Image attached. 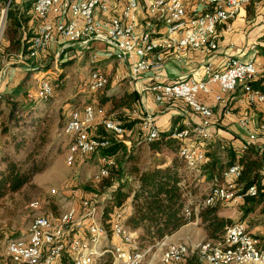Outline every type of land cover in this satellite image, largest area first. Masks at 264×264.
I'll return each mask as SVG.
<instances>
[{
	"label": "built area",
	"instance_id": "2783aa9c",
	"mask_svg": "<svg viewBox=\"0 0 264 264\" xmlns=\"http://www.w3.org/2000/svg\"><path fill=\"white\" fill-rule=\"evenodd\" d=\"M34 0L32 5V36L24 53V59H34L45 54L52 43L63 49H93L94 42H101L106 57H113L129 68L128 81L134 83L147 71L163 66L167 58L181 60L190 51L211 55L218 48L219 28L230 29L231 22L249 3L259 0ZM201 9V10H200ZM7 8L0 10V51L7 23ZM96 51V50H95ZM96 51L91 59L99 60ZM203 75L191 76L171 83H154L144 86L151 90L157 102L182 100L200 117L193 124L185 121L174 126L169 137L180 142L178 156L185 162L187 171L201 177L206 175L209 162L205 140L211 137L213 108L202 96L214 94V102H222L227 94L236 90L242 82L244 99L250 105L264 103V65L255 58L229 57L223 69H215L211 62L202 64ZM26 70L30 69L27 65ZM4 72L0 74V89ZM35 86L28 90L31 100H47L54 94L51 76L41 69L33 71ZM260 79L258 85L251 83ZM109 77L94 69L87 87L91 92L102 90ZM218 92H215V86ZM1 98V93H0ZM140 119V130L147 142L160 137L161 131L152 114L134 109L131 113ZM240 123L245 126L247 119ZM103 128L108 135L98 132ZM70 143L66 162L73 164L78 158L101 153L111 148L113 140L124 142L131 135L115 113L104 106L87 103L82 108L72 107L63 128ZM264 134V124L258 125ZM1 133V127H0ZM249 136V141L255 139ZM250 143H245V149ZM262 172H264V149ZM102 154V153H101ZM100 166L93 180L100 182L109 178L117 167L116 158L102 154ZM241 165H230L221 176L214 175L208 193L193 206L183 190L186 214L199 211L206 206L237 205L247 197L259 193L257 184L248 187L238 181ZM59 194L51 188L50 197ZM107 192L102 200L85 196L80 205H71L60 213L47 207L50 201L35 198L28 207L35 212L28 230L23 236L11 238L7 243L8 264H98L105 258L111 264H145L153 246L162 248L159 264H182L195 255L200 264H264V242L253 234L244 220L229 224L224 234L217 239L191 242L171 239L170 235L155 243L142 247L138 243V230L127 227V210L116 211L107 222L102 219ZM45 208V209H44ZM147 264H153L148 262Z\"/></svg>",
	"mask_w": 264,
	"mask_h": 264
},
{
	"label": "rangeland",
	"instance_id": "374dc122",
	"mask_svg": "<svg viewBox=\"0 0 264 264\" xmlns=\"http://www.w3.org/2000/svg\"><path fill=\"white\" fill-rule=\"evenodd\" d=\"M33 1L34 0H0V10L7 8L8 5V23L6 25L0 51V74L4 72L3 83L0 89L2 96L0 99V124L1 130L3 131L4 127H7L8 132L4 134L1 131L0 157L2 154L10 152L9 154L12 157L22 159L26 157L28 152L36 150L38 153H47L46 157L48 163L44 171L39 172L34 176L31 184L26 185L19 192L8 195L0 200V264H5L4 259L7 256L6 250L9 239L23 236L28 230L35 212L27 207V205L33 199L43 198L46 201H50L49 205L45 208L49 207L58 214L65 208L71 206L76 198H79L80 200L82 197L90 196L91 198L102 200L104 198L103 196L109 191V184H111V182H127L126 188L129 187L132 190L138 186V181L135 175L130 172V166H132L133 163L126 160L127 152L130 150L128 147L130 145H125V142H122V147L124 148L115 155L117 167L112 168L109 178L103 179L100 182L94 181L93 175L100 166L99 159L102 152L78 158L73 164L66 162L65 156L70 143V138L65 135L63 131L68 119V117L66 118L65 116L68 115L71 108L77 104L78 99L82 95H85L87 90L90 91L87 87V82L85 84L84 81L89 78L90 73L92 72L91 68L95 67L97 70L105 71L106 69H109V67L117 64V61L113 57H110L102 64H98L97 62L92 64L91 59L93 54L96 51L100 52V50L96 49L95 51L94 49L87 50L84 48L76 51L75 54H73L75 56H71L72 59L65 61L67 63L72 62L65 66L61 63V58L55 57L54 53L51 52L41 54L34 59H24V53L20 50L21 48L8 49L9 38L7 29L12 14L17 16L20 13L23 14V27L18 30V37L16 38V40H20L23 34L28 32V22H30L32 12L31 9L29 12L25 11L29 6L30 8L32 7ZM98 43L100 47L105 48L103 43ZM30 63L34 64V71L39 69L42 71L47 69L52 71L49 76H51L52 81L57 88L54 94L47 100L36 101L29 99L27 96L28 90L35 86V80L33 74L25 75L22 69L27 67ZM64 66V70L59 72ZM111 72L112 71H109V73L107 72V74H105L109 77V80L111 79L109 86L114 87L117 84H115V82L112 83L113 79L110 77ZM22 75L27 77L24 78L22 82L23 86L13 95V98L17 102H27L29 105L26 108L18 106L12 107L7 103L5 95L7 94V91H10L13 88V79H15V76L21 78ZM58 78L61 80L58 81ZM109 86L103 88L99 92H114L115 90H111V87ZM99 92L98 94H100ZM68 103H71L74 106L69 107ZM12 111L14 117L10 118ZM117 115L130 118L125 112H119ZM101 130L102 128L100 127L98 132ZM13 133L16 134V140L26 141V149L17 150L15 148L11 137V134ZM100 134H103V132ZM144 143L145 142H142V145ZM130 144L131 146H134V143L131 142ZM139 148L140 160L143 156L145 159L144 161H148L149 163L151 160L149 158L150 155H147L146 152H141L142 149L141 147ZM209 148L206 146L208 152L212 151L213 148L210 146ZM217 149H219V155L223 156L224 150L219 147ZM156 158H165V155L160 154L157 155ZM166 161L169 163L170 158H167ZM121 166H124V169H122ZM179 173L181 177L180 185L190 197L191 205L194 208L198 203V200H202L208 193L213 178H206L205 175L202 180H200V176L187 171L185 166L180 169ZM51 188H55L59 191V194H56L55 197H50L49 194ZM66 190H75L78 194L77 197L73 198L69 193H65ZM225 208L224 211L233 216H236L239 211H241V214L243 215L245 204L239 203L234 207L227 206ZM260 210L261 209L255 210L250 214L249 218L251 220L260 218ZM193 230L196 232L192 241L190 240L191 242L197 243L207 239L202 227L200 229L194 227ZM161 253L162 248L154 245L148 254L149 256L145 264L148 262L159 264ZM107 262L111 264V259L109 257L105 258L98 264H107ZM8 263L9 259L7 257V264Z\"/></svg>",
	"mask_w": 264,
	"mask_h": 264
},
{
	"label": "trees",
	"instance_id": "16d2710c",
	"mask_svg": "<svg viewBox=\"0 0 264 264\" xmlns=\"http://www.w3.org/2000/svg\"><path fill=\"white\" fill-rule=\"evenodd\" d=\"M32 7L27 8L25 12H29ZM23 14L13 15L10 18L7 33L9 38L8 49H20L26 53L29 41L32 36V31L16 40L18 37V30L23 27ZM31 15L30 20H32ZM8 20V12H7ZM8 23V21H7ZM6 23V25H7ZM6 29V28H5ZM72 63V62H71ZM63 62L65 66L71 64ZM64 66V67H65ZM28 71L32 73L35 66L33 63L28 64ZM61 79L58 78V81ZM260 79L252 82V85H258ZM54 84V83H53ZM23 84L13 87L7 91L5 95L6 101L12 107L18 106L21 108L28 107L27 102H17L14 100V94L20 90ZM109 86V83L106 87ZM60 87V86H58ZM110 87V86H109ZM57 86L54 84V92ZM103 91L99 96L101 104H109L108 112L115 113L121 109H132L137 105V94L134 91H126L123 94H112ZM2 98V96H1ZM0 98V99H1ZM14 109V108H13ZM14 117L13 111L10 118ZM66 118L68 115L65 116ZM117 117L124 122V126L128 130H132L136 121L121 115ZM1 127V124H0ZM2 131V130H1ZM4 134L8 132V128L4 127ZM102 135L108 133L102 128L99 132ZM1 135V133H0ZM14 146L17 150L26 149V141L16 140V134H11ZM142 143L137 146H132L127 152L126 160L133 163L130 166V172L135 175L138 186L132 190L127 187V182H111L109 184V194L105 200L103 210V221L107 222L113 214L121 209L127 210L131 205L132 209L126 214L125 223L127 227L132 230H138V243L144 247L153 244L167 235H172L177 232L184 225L195 221L198 217L200 219V226L203 228L207 239L220 238L226 227L234 223V220L220 215L221 205L218 203L211 204L204 207L195 214H186L185 198L183 197L182 186L180 185V169L185 166V162L180 158L178 149L180 142L169 137V133H162L160 137L149 143L152 152V158L144 167H140L138 162L140 160V148ZM8 146V145H7ZM122 142L113 140L111 148L103 150L102 154L114 156L123 149ZM224 150V155H219L218 147ZM217 147V148H216ZM212 151H207L209 162L205 166V174L213 178L214 175L221 176L223 172L232 164L239 163L241 165V175L238 181L244 187L251 184H257L259 193L255 197H247L244 202L249 204L246 211H249L257 205L264 204V188L261 184L263 178L262 172V152L256 147L255 144L250 143L245 149H237L230 144L222 143L221 141L216 144ZM138 150V151H137ZM10 152L2 154L0 157V200L8 195L15 194L22 190L28 184H31L33 178L39 172H42L47 167V153H38L36 150L28 152L25 158L17 159L12 157ZM165 155V158H156L157 155ZM170 158L169 163L166 159ZM117 162V160H116ZM264 210V206H263ZM102 262V261H101ZM107 264H110L107 262ZM182 264H200L195 255L189 256Z\"/></svg>",
	"mask_w": 264,
	"mask_h": 264
},
{
	"label": "crops",
	"instance_id": "0c3cea01",
	"mask_svg": "<svg viewBox=\"0 0 264 264\" xmlns=\"http://www.w3.org/2000/svg\"><path fill=\"white\" fill-rule=\"evenodd\" d=\"M114 1L117 7L121 6L120 1ZM28 23L29 32L33 21L30 20ZM97 43L94 42L92 47L94 50H100V52L98 51L100 57L97 63L102 64L108 60L109 57H106L103 54L106 48L100 47L99 43ZM76 51H78V49L71 47L63 49L61 44L55 42L50 45L46 54L48 52L54 53L55 57L61 58V63H63L68 59H72L71 56H75L73 54H75ZM229 57H238L241 59L255 58L259 64L264 65V0L253 1L247 4L239 12L238 16L231 22L229 30H226L224 26L219 28L218 48L211 55H206L199 51H190L187 52L181 60L169 57L163 66L147 71L146 73L139 76L132 84L128 81L129 68L125 63L120 64L117 62V64L111 67L108 66L109 69H106L102 72L107 74V72L109 73V71H112L110 75V77L113 79L112 83L115 82V84H117L114 87L110 86L111 90H115L112 92V94H123L126 91H134L137 94V105H134V108L132 109H121L115 112L116 116L119 112H125L126 114H129L134 109H137L143 114H152L155 117L160 131L162 133H169L174 126H180L187 120L191 121L193 124L199 123L200 117L193 113L180 99L157 102L154 98V93L151 90H145L144 86L154 83H171L180 79L189 78L191 76L201 77L203 75L202 64L204 62H211L215 69L220 70L224 68L226 60ZM64 68L65 67L61 68L59 72H62ZM94 69L95 67L91 68L92 71ZM22 71H24V74L26 75L27 70L23 68ZM43 72L48 74L52 73V71L49 69ZM29 74L32 75L33 72ZM23 80V75L21 78L15 76V79H13V87L23 84ZM87 80L84 81L85 84ZM110 81L111 79L109 82ZM244 86L245 84L241 82L238 85L240 88L237 87L238 89L236 88L235 91L225 96L224 101L218 103L214 102V94L202 96L203 101L213 108V117L211 119L212 135L209 139L205 140V145L208 146V148L209 146L215 148L218 141H221V144L227 143L237 149H240L245 143H253L259 150L264 149V134L262 135L258 132V125L261 123L264 124V103L255 106L246 103L244 99ZM98 92L99 91L91 92L87 90V93L78 99L75 106L71 103H68V105L69 107L74 106L82 108L87 103H94L108 108V103L103 105L99 101V96L103 92H99L100 94H98ZM215 92H218L217 85L215 86ZM107 93L109 94V92ZM131 115L132 116H128L131 119H134L136 123L132 127L131 135L128 136L126 140H124L126 143L125 145H130L128 149H131V142L134 143V146L145 142L141 146V152H146L147 155H150L149 158L151 159L152 152L149 147V142L144 139V134L139 128L140 119L138 118L137 114L132 113ZM243 119L248 120V124L245 126L240 123V121ZM251 134L256 135L253 141H249V136ZM144 160L145 159L142 156L141 160L138 162L140 167H144L148 163V161ZM123 167L124 166H121L122 169H124ZM128 174L130 175L129 172ZM207 177L208 176L206 175V178ZM261 184L264 188V172ZM65 193H69V195L73 198L77 197L78 195L75 190H66ZM72 204L78 207L80 205L79 198H76ZM240 204H245L243 215L241 214V211H239L236 216L226 213V211H224L226 209L225 207L236 206L228 204L221 205L220 215L229 217L233 219L234 222L237 220H244L247 223L249 230L253 234L259 236L264 242V228H262L264 227V204L257 205L249 211H246L249 204H246L244 201L240 202ZM131 209L132 207L130 205L127 208V212L129 213ZM258 209H261L259 211L260 218L251 220L249 218L250 214ZM194 227L197 229L201 228L200 219L198 217L195 219V221L184 225L177 232L170 235V238L192 241L196 232L193 230ZM4 262L7 264V256L5 257Z\"/></svg>",
	"mask_w": 264,
	"mask_h": 264
},
{
	"label": "water",
	"instance_id": "95a60500",
	"mask_svg": "<svg viewBox=\"0 0 264 264\" xmlns=\"http://www.w3.org/2000/svg\"><path fill=\"white\" fill-rule=\"evenodd\" d=\"M26 74L28 75L29 74V71L27 70L26 71ZM27 76H25L24 78H26ZM102 216H103V213H102ZM237 221H239V220H237Z\"/></svg>",
	"mask_w": 264,
	"mask_h": 264
}]
</instances>
